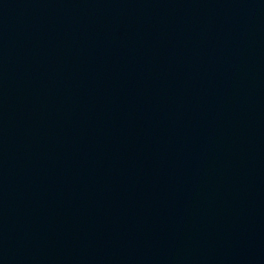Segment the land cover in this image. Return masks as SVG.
Returning <instances> with one entry per match:
<instances>
[{"label":"water","instance_id":"1","mask_svg":"<svg viewBox=\"0 0 264 264\" xmlns=\"http://www.w3.org/2000/svg\"><path fill=\"white\" fill-rule=\"evenodd\" d=\"M0 264H264V0H0Z\"/></svg>","mask_w":264,"mask_h":264}]
</instances>
